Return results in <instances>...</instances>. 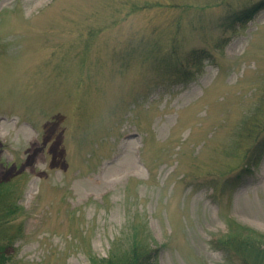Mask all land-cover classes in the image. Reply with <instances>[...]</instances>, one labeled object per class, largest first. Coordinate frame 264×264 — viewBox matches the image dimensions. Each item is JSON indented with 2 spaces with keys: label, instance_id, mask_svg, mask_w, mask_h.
I'll list each match as a JSON object with an SVG mask.
<instances>
[{
  "label": "rangeland",
  "instance_id": "rangeland-1",
  "mask_svg": "<svg viewBox=\"0 0 264 264\" xmlns=\"http://www.w3.org/2000/svg\"><path fill=\"white\" fill-rule=\"evenodd\" d=\"M263 2L0 0V264L264 247Z\"/></svg>",
  "mask_w": 264,
  "mask_h": 264
},
{
  "label": "trees",
  "instance_id": "trees-1",
  "mask_svg": "<svg viewBox=\"0 0 264 264\" xmlns=\"http://www.w3.org/2000/svg\"><path fill=\"white\" fill-rule=\"evenodd\" d=\"M263 3H258L255 6L249 7L241 15L234 17V20L239 21L240 23L247 22L248 20L252 19V17L261 9V5H263ZM1 210L2 209H0V227L2 225L4 226V224H2L3 220H1V218L4 219L5 217L1 213ZM250 244H235L233 251L237 254V256H241L243 264H264V247L261 245L253 246L255 245L253 243ZM147 247L148 246L143 245L140 247L134 246L128 252L122 253L120 255L109 256L107 259L102 260L98 264H151L155 251H150ZM2 256L5 257L4 254Z\"/></svg>",
  "mask_w": 264,
  "mask_h": 264
}]
</instances>
